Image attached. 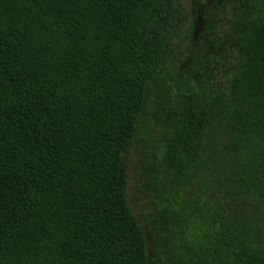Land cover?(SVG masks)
<instances>
[{
	"label": "trees",
	"instance_id": "16d2710c",
	"mask_svg": "<svg viewBox=\"0 0 264 264\" xmlns=\"http://www.w3.org/2000/svg\"><path fill=\"white\" fill-rule=\"evenodd\" d=\"M183 18L176 0H0V264H148L123 158ZM154 121L174 264H264V0H210Z\"/></svg>",
	"mask_w": 264,
	"mask_h": 264
},
{
	"label": "rangeland",
	"instance_id": "374dc122",
	"mask_svg": "<svg viewBox=\"0 0 264 264\" xmlns=\"http://www.w3.org/2000/svg\"><path fill=\"white\" fill-rule=\"evenodd\" d=\"M183 12V21L171 35L166 49L145 86V99L135 127L132 142L124 154L126 196L145 236L148 264H174L173 257L181 240L179 226L162 212L156 193L148 183H154L147 168L159 152V135L154 121L157 93L166 75L188 65L201 33V12L210 0H176ZM150 156V157H148ZM176 219V218H175Z\"/></svg>",
	"mask_w": 264,
	"mask_h": 264
}]
</instances>
